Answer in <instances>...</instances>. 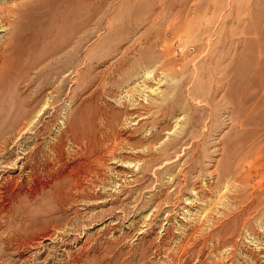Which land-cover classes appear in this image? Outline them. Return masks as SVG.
I'll return each instance as SVG.
<instances>
[{"label":"rangeland","instance_id":"obj_1","mask_svg":"<svg viewBox=\"0 0 264 264\" xmlns=\"http://www.w3.org/2000/svg\"><path fill=\"white\" fill-rule=\"evenodd\" d=\"M0 12V264H264V0Z\"/></svg>","mask_w":264,"mask_h":264},{"label":"bare ground","instance_id":"obj_2","mask_svg":"<svg viewBox=\"0 0 264 264\" xmlns=\"http://www.w3.org/2000/svg\"><path fill=\"white\" fill-rule=\"evenodd\" d=\"M22 5V4H21ZM20 5V6H21ZM59 11H65L66 12V14H67V18L69 19V17L72 19V16H73V12L70 10V7H68V4H67V6H61L60 8H59ZM2 13H4V12H2ZM0 14H1V12H0ZM7 18H6V15L5 14H3V17L1 18V24H0V31H7L8 29H9V26H8V22H7V20H6ZM3 22V23H2ZM60 23H61V21H60ZM66 27V26H65ZM62 28V27H61ZM61 30V29H60ZM63 30V29H62ZM14 36V32L13 31H10V33L8 34V37H6L5 39H4V41L2 42V46H1V50H0V54H4V52L5 51H7V52H10L12 49H13V44H12V41H11V37H13ZM79 42V41H78ZM73 43V41H72V39H68V38H66V39H64V40H62V42H61V44L59 45V47H58V50H64L65 48H67L70 44H72ZM76 45H77V43H75ZM75 44H73V45H75ZM53 49V48H52ZM74 50H71V51H68V52H66V54H65V58H62V60H57V58H56V60H57V64L55 65L56 66V68L57 69H60V68H62L63 66H65V61H64V59H66V58H68V57H71V61H70V64H71V68H74V65H73V59H74ZM5 55V54H4ZM9 55V54H8ZM8 55H5V57L6 56H8ZM64 55V54H63ZM45 58V57H44ZM46 63H48L47 61H46ZM37 68V67H36ZM27 69V68H26ZM38 69V68H37ZM72 70V69H71ZM25 71V70H24ZM70 71V70H69ZM44 72H45V70H44ZM40 73H41V71H40ZM18 76V75H17ZM18 78H19V76H18ZM21 78V77H20ZM19 78V79H20ZM42 82V81H41ZM39 86V85H38ZM37 93V92H36ZM29 96V95H28ZM31 102V101H30ZM34 102V101H33ZM32 103V102H31ZM62 133V132H61ZM62 136V135H61ZM37 147L38 146H33L32 148H30V150H29V162H30V168H31V171L34 169V167H33V159H34V153H36V151H37ZM39 152V151H38ZM42 153V152H41ZM56 193V192H55ZM59 196V195H58ZM59 199H60V197H59ZM58 201V200H57ZM58 202H60V201H58Z\"/></svg>","mask_w":264,"mask_h":264}]
</instances>
